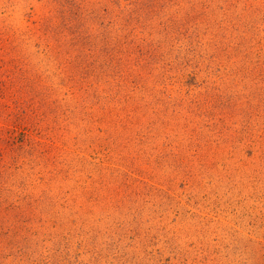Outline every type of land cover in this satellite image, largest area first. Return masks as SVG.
<instances>
[{
	"label": "rangeland",
	"instance_id": "obj_1",
	"mask_svg": "<svg viewBox=\"0 0 264 264\" xmlns=\"http://www.w3.org/2000/svg\"><path fill=\"white\" fill-rule=\"evenodd\" d=\"M0 264H264V0H0Z\"/></svg>",
	"mask_w": 264,
	"mask_h": 264
}]
</instances>
